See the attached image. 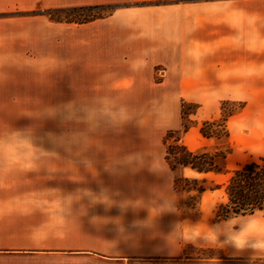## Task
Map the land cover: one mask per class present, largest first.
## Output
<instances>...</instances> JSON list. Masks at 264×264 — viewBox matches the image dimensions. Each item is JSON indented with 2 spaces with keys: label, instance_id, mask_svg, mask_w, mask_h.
Listing matches in <instances>:
<instances>
[{
  "label": "crops",
  "instance_id": "crops-1",
  "mask_svg": "<svg viewBox=\"0 0 264 264\" xmlns=\"http://www.w3.org/2000/svg\"><path fill=\"white\" fill-rule=\"evenodd\" d=\"M38 3L0 0V15L31 12ZM26 14L0 16V137L30 130L33 145L0 146V264H190L175 193L160 195L155 167H39V19L34 28ZM112 18L118 52L102 66L115 71L67 83L78 84L81 105L117 104L104 94L140 89L146 69L148 90L158 86L171 109V129L181 126V100L203 107L242 101L243 119L264 139V0H181ZM158 67L163 75L156 82ZM36 154L34 166L22 163ZM149 180L155 189L145 193ZM85 188L102 200L64 203Z\"/></svg>",
  "mask_w": 264,
  "mask_h": 264
},
{
  "label": "rangeland",
  "instance_id": "rangeland-1",
  "mask_svg": "<svg viewBox=\"0 0 264 264\" xmlns=\"http://www.w3.org/2000/svg\"><path fill=\"white\" fill-rule=\"evenodd\" d=\"M21 1L26 3L28 0ZM175 2L181 0H39L31 12L15 11L0 16L27 17L22 15L30 13L32 17L29 18L34 19V28L35 20L39 19L40 113L46 105H57L70 100L76 101L78 105L84 103L78 84L73 87L67 86L71 80L77 81L80 74L85 78L84 83H89L95 80L94 72L106 77V74L115 71L102 66L104 62L105 65L111 62L109 59L112 57L111 53L118 52L112 34L113 15L128 14L146 5ZM84 6H104L101 14L105 18L88 24L57 23L44 14L54 9ZM161 75L163 70L158 67L155 73L156 82L161 79ZM146 78L147 71L143 69L141 75L143 86L140 89L134 87L130 90H109L110 92L104 94L107 98L112 95L117 104L126 105L135 117L134 121L119 131L105 127L86 128L75 123L65 126L57 119H42L38 115L39 123L38 125L34 123V131L36 129L39 131V167H106L110 163L113 165L119 163L120 157L138 153L139 162L134 161L132 164L116 167H155L159 171L160 181L157 188L160 195L169 199L175 193L182 219V245L185 248L183 257L189 259L190 264H249L248 253L234 256L230 248L213 247L203 241L189 243L183 239L190 229L196 226L204 229L208 224H215L223 219L218 215V209L225 201V195L223 190H208L200 196L199 203L192 209L188 206V195L177 193L171 186L169 181L171 175L173 180L176 174L189 179H200L201 176L189 170H178L176 173L171 171L165 160L166 147L163 145V139L168 131H182L183 100L177 112L181 126L175 130L171 129L173 120L171 109L162 102V92L158 86H155V91L148 90L150 86L148 87ZM227 101L225 105L223 103L226 101H223L212 107H203L199 103L186 101L191 104L185 109L188 114L185 123L190 128L187 133L180 132L173 139L180 138V142L192 151L206 149L212 153L221 152L224 156L219 161L221 167L230 173L264 156V139L258 138L255 124H249L243 119L242 113L246 103ZM224 119L228 138L214 140L202 136L200 128L205 123L223 122ZM49 133L54 135L49 136ZM67 133L70 140L75 138L71 147L59 142V137ZM163 167H169L172 173L168 172L169 177L164 174ZM228 176L210 175L207 185L225 182ZM150 179L154 180L152 177ZM152 189H155L154 182L151 185L149 180V183H145L144 192L148 193ZM261 213L255 215L259 216Z\"/></svg>",
  "mask_w": 264,
  "mask_h": 264
},
{
  "label": "trees",
  "instance_id": "trees-1",
  "mask_svg": "<svg viewBox=\"0 0 264 264\" xmlns=\"http://www.w3.org/2000/svg\"><path fill=\"white\" fill-rule=\"evenodd\" d=\"M104 6H84L72 8H59L46 11L44 14L57 23L88 24L99 19H104L101 14ZM42 14V15H44ZM181 110L182 131H168L163 139L166 147L165 160L171 171L189 170L201 178H184L178 174L174 177V188L177 193L188 195V206L194 209L199 203L200 196L206 191L223 190L225 201L220 204L218 215L226 219L230 213L256 214L264 213V156L258 161L247 163L233 171L226 172L221 167L219 161L224 156L221 152L212 153L206 149L192 151L185 144L180 142V138L173 137L180 132L187 133L190 126L185 123L187 113L186 107L191 105L183 101ZM228 103L224 102L223 105ZM225 119L223 122L205 123L200 128V133L207 139L220 140L228 138V131L225 129ZM228 174L225 182L214 185L208 184L210 175Z\"/></svg>",
  "mask_w": 264,
  "mask_h": 264
},
{
  "label": "clouds",
  "instance_id": "clouds-1",
  "mask_svg": "<svg viewBox=\"0 0 264 264\" xmlns=\"http://www.w3.org/2000/svg\"><path fill=\"white\" fill-rule=\"evenodd\" d=\"M42 119H57L62 125L68 126L73 123L84 125L86 128L105 127L112 131H119L135 117L131 110L123 104H109L107 107H92L88 105H78L76 101L70 100L57 105H46L39 113ZM49 136L54 134L49 133ZM30 130L13 129L7 138L0 137V146L9 141L26 143L32 145L30 140ZM75 138L70 140L69 133L59 137V142L71 147ZM33 146V145H32ZM38 157H31L22 163L35 165ZM139 162L138 153L127 154L120 157V162L113 165H106L109 171H116L117 165L132 164ZM31 170V168H29ZM84 197H90L92 203L101 199L93 194L90 189H79L75 194H68L63 197L66 205L73 204ZM103 202L107 203L108 197L104 196ZM214 218V217H213ZM135 226V225H133ZM120 232L124 229L121 227ZM183 239L189 243L203 241L213 247L221 249H232L234 256L249 254V264H264V213L259 216L246 213H230L226 219L207 225L204 229L196 226L188 231Z\"/></svg>",
  "mask_w": 264,
  "mask_h": 264
}]
</instances>
